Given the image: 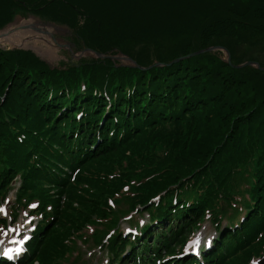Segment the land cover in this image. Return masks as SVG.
<instances>
[{
  "label": "trees",
  "instance_id": "16d2710c",
  "mask_svg": "<svg viewBox=\"0 0 264 264\" xmlns=\"http://www.w3.org/2000/svg\"><path fill=\"white\" fill-rule=\"evenodd\" d=\"M28 13L142 69L0 48V229L39 219L18 264H88L91 242L108 264H199L180 256L206 222V264L263 257L264 71L235 66L264 67V0H0V30ZM210 47L231 64L174 62Z\"/></svg>",
  "mask_w": 264,
  "mask_h": 264
},
{
  "label": "rangeland",
  "instance_id": "374dc122",
  "mask_svg": "<svg viewBox=\"0 0 264 264\" xmlns=\"http://www.w3.org/2000/svg\"><path fill=\"white\" fill-rule=\"evenodd\" d=\"M31 21L33 24H38L40 22V25L38 26L39 29L45 31V37L51 39V36L56 39L57 43L61 44L62 46H58L53 41V44L55 46V52L54 54H47L44 49L35 47V46H29L24 47L23 49H29L31 51H34L39 55L40 58H43L45 61H47L52 66H57L58 64L62 63H70V62H76L80 59H88V58H94L91 55H88L83 52V49H77L75 45L73 44V40L75 38L73 31L70 29L68 30H56L53 26H49L46 23H54L52 21L46 20L41 18L40 16H37L32 13H28L26 15L19 14L17 15L11 23H9L6 27L0 30V33L4 32L5 30H9L11 28H17L20 25V21ZM56 24V23H55ZM57 26H60L59 24H56ZM62 27H64L62 25ZM26 28L19 29L18 32H21L25 30ZM48 32L51 33V36L48 35ZM38 35V34H37ZM41 35V34H40ZM72 43L73 46L71 50L65 46L66 43ZM86 47L83 44V48ZM1 49H7V50H15V49H21L22 47H16L12 46L8 43L0 44ZM19 49V50H20ZM122 53H118V56ZM225 57V53H224ZM226 59V58H225ZM7 93L5 94L3 100L5 99ZM19 186V184H18ZM14 199V196H10V203ZM4 211V210H3ZM148 215H141L140 217H137L138 222H142L144 224L146 222ZM128 219V218H127ZM123 220L121 223V228L125 232H129L132 230H135L134 225H130L131 223L128 220ZM38 219L36 218H29L26 214H23L19 221L12 227V229L6 231L2 237L0 238V249H4L7 252H12L16 245L23 240V237L33 230V223L37 222ZM213 237H215L214 228L210 225L209 222H206L203 226V228L197 233L196 238L194 241H198V243H193V250L197 252L202 244H210ZM22 238V239H21ZM195 248V249H194ZM82 249L84 250V257L87 259L88 264H107V257L105 255V252L98 251V247L93 246V243L91 242L88 245H82ZM257 261V260H256ZM200 264H204L203 261H200Z\"/></svg>",
  "mask_w": 264,
  "mask_h": 264
},
{
  "label": "bare ground",
  "instance_id": "6f19581e",
  "mask_svg": "<svg viewBox=\"0 0 264 264\" xmlns=\"http://www.w3.org/2000/svg\"><path fill=\"white\" fill-rule=\"evenodd\" d=\"M39 25L40 23L35 25L31 21L21 20L19 27L11 28L1 33L0 44L8 43L12 46L22 48L35 46L44 49L47 54H54L55 46L53 41L58 44L57 41L53 38V36H51V33L49 32L48 35L51 36L53 41L45 37L46 33L44 30L38 28ZM25 26H27L25 30L18 32L20 28L23 29Z\"/></svg>",
  "mask_w": 264,
  "mask_h": 264
},
{
  "label": "water",
  "instance_id": "95a60500",
  "mask_svg": "<svg viewBox=\"0 0 264 264\" xmlns=\"http://www.w3.org/2000/svg\"><path fill=\"white\" fill-rule=\"evenodd\" d=\"M40 23V22H39ZM47 25H49V26H53L54 27V29H56V30H68L69 28L68 27H66V26H64V27H62V26H57L55 23H50V22H48V23H46ZM24 28H27V26H25ZM0 36H1V33H0ZM55 39V38H54ZM56 40V39H55ZM58 46H62L61 44H59L58 43ZM65 46H67L70 50H71V48H72V46H73V44L72 43H66L65 44ZM20 49V48H19ZM21 50H27V51H31V50H29V49H23V48H21ZM218 50H220V51H223L224 53H225V60L229 63V64H231V54H230V52L226 49V48H223V47H210V48H207V49H204V50H200V51H197V52H194V53H192V54H190V55H187V56H185V57H182V58H178V59H175V61L174 62H178L179 60H183V59H186V58H190V57H193V56H196V55H199V54H201V53H205V52H215V51H218ZM32 52H34V51H32ZM83 52L84 53H86V54H88V55H91L92 57H94V58H97V59H99V58H101V59H106V58H109V59H111V60H113V61H115V62H118V65L117 66H121V67H135V68H140V69H142V67L141 66H139L130 56H128V55H125V54H120V55H118V56H110V55H104V54H101V53H99V52H97V51H95V50H92V49H90V48H88V47H84L83 48ZM35 53V52H34ZM38 57H39V55L37 54V53H35ZM42 60H44L43 58H41ZM45 61V60H44ZM47 62V61H46ZM48 63V62H47ZM49 64V63H48ZM156 66H161L162 64L161 63H156L155 64ZM52 66V65H51ZM247 66H251V67H254V68H256V69H258V70H260V71H264V67H262L258 62H254V61H248V62H245V63H243V64H240V65H238V66H235L236 68H243V67H247ZM261 264H264V260H263V262L261 263Z\"/></svg>",
  "mask_w": 264,
  "mask_h": 264
},
{
  "label": "snow or ice",
  "instance_id": "6c2138e0",
  "mask_svg": "<svg viewBox=\"0 0 264 264\" xmlns=\"http://www.w3.org/2000/svg\"><path fill=\"white\" fill-rule=\"evenodd\" d=\"M0 211H3V210L0 209ZM193 243L196 244V243H198V241H193ZM7 254H8V252L6 251V252H5V255H7Z\"/></svg>",
  "mask_w": 264,
  "mask_h": 264
}]
</instances>
